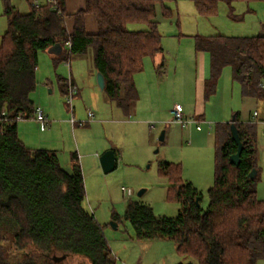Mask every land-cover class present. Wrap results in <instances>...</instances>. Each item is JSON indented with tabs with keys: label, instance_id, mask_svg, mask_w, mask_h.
<instances>
[{
	"label": "trees",
	"instance_id": "trees-1",
	"mask_svg": "<svg viewBox=\"0 0 264 264\" xmlns=\"http://www.w3.org/2000/svg\"><path fill=\"white\" fill-rule=\"evenodd\" d=\"M21 12L12 0H2L8 31L0 44V264H117L102 225L89 212L85 180L73 155V170L66 171L56 152L31 149L18 136L19 114L32 119L37 105V67L41 51L60 44L61 61L91 55L92 65L105 76L104 92L129 107L137 98L135 76L145 61L164 52L158 9L165 19L173 10L167 0H85L84 9L66 13L68 0H47L35 6L25 0ZM205 17L218 14L222 1L191 0ZM95 18L98 31L89 34L86 17ZM67 19H73L70 32ZM132 24L146 29L131 30ZM196 52L209 55L211 77L206 99L216 92V81L226 67L233 79L252 88L264 100V35L250 37L194 36ZM70 44V46H68ZM62 93L68 95V83ZM5 111V116H2ZM243 151L239 166L230 163L237 152L230 124L214 127V185L206 209L196 199L202 195L183 177L180 163H159V174L170 184L168 197L180 204L177 217H158L152 208L129 202L123 219L138 241L168 240L188 264H259L264 260V201L257 195L258 131L253 121L243 124L235 116ZM256 171V175L250 174ZM120 222L119 216H113ZM184 264V263H178Z\"/></svg>",
	"mask_w": 264,
	"mask_h": 264
},
{
	"label": "rangeland",
	"instance_id": "rangeland-1",
	"mask_svg": "<svg viewBox=\"0 0 264 264\" xmlns=\"http://www.w3.org/2000/svg\"><path fill=\"white\" fill-rule=\"evenodd\" d=\"M12 3L22 12H27L29 9L25 0H12ZM237 4L234 14L242 15V22H236L229 18V4L225 1L220 3L218 14L212 17L200 15L191 0H167L166 6L173 10L171 19L163 18L160 14V9H158L157 20L160 23V31L163 35L162 45L166 53H169V57L167 58H170L171 70L169 74L161 72L162 75L159 76L155 71V67H153L152 59H146L144 71L135 76L139 92L138 106L140 109L137 115L135 114L130 118V121L134 125L129 127L125 124L121 125L120 128L107 124H100L96 127L90 126L95 118L91 119L87 117V113L90 110H93L97 114L100 111H104L105 113L104 108L107 97L99 87L92 90L88 85L89 80L86 78L87 76L76 75V68L73 66V73L80 88V95L74 96L73 105L76 109L78 108V104L84 110L87 109L85 110L87 111L85 118L82 119L77 114L75 120H73L77 124V130L80 129L78 131L79 134H76V139L82 142L84 147L92 151L96 148L102 150L106 142L114 141L122 146L125 154L123 159L119 161L116 170L109 174H104L100 164V157H97V161H93V159L88 160L85 174L83 167H81L86 188L84 207L94 214L97 221L102 225L110 248L117 259V264L167 263L164 262L165 256L168 255L166 246L157 247L159 246L158 244H166L164 243L166 241L162 243H155L160 241H138L135 238L131 224L123 219L129 202H139L149 206L158 217L174 218L178 216L180 204L169 199L168 190L170 184L166 177L159 174V163L164 161L174 163L181 160L184 161L186 166V171L183 173L184 180L187 177L196 176L197 180L200 179L195 185L202 195L200 206L202 209L208 207V191L214 185V127L216 123L211 120V117H209L210 121L205 120L203 122L195 119L194 128L197 123H200L201 128L204 130V135H200L202 140L193 142L192 146H188L187 144L191 143L192 140L189 127L185 129L178 123H173L172 117L169 116L168 112L172 111L176 106L175 103H181L186 111L192 110L193 105L197 102V82L204 75H206V78L208 77V80L211 77L209 55L207 53H195L192 47L195 39L194 37H189V35H196V33L201 36L205 35L203 37L217 34L238 36L261 33L264 35V30L262 31L259 28L257 30L253 29L256 19L260 18L264 20V2H237ZM250 10H256V16L253 13L251 14ZM178 21L180 22L181 31L177 26ZM129 28L131 30H141L147 27L145 25L132 24ZM7 31L8 20L4 16V6L2 0H0V44ZM179 33H183L186 36L182 37L181 57L178 60L179 73L173 87L172 69L177 59V41L175 39L178 38ZM50 59L51 54L49 51H41L39 53V66L42 68V71L38 74L40 85L37 87L33 99L35 100L36 95L41 92L43 99L51 104L58 101L67 103L61 92L57 90V87L55 88V94H50L49 88L43 87L42 78L46 74L48 66L50 68ZM214 84H216V92L218 91V94L215 95L216 92L213 93L206 102L209 113L216 109L219 110V108L223 111L224 108L226 111L232 109L240 112L242 120L245 121H249L250 116L254 112L259 114V120L253 121L257 124L258 131L257 165L260 170V177L257 184V195L260 200L264 199V152L259 150L260 141L264 139L260 123V120L264 118V100L257 98L252 93L251 87L244 86L233 79L230 67H226L222 71ZM149 87L150 90L148 92ZM35 103L37 108L41 106L37 101ZM151 104L155 107L156 115L154 116V113L148 115L150 112L145 109L149 108ZM114 110L117 112L116 115L118 113L123 115L121 109L116 107ZM68 113L70 120H72L70 111ZM159 115L160 117H158ZM233 117L234 114L229 115V120L233 119ZM159 118L165 119L161 121ZM142 121H145L146 124H143ZM168 122L171 126L174 125V127L178 128L180 130L178 132L185 134L182 139L178 133L171 142L159 140L162 132L170 128V125L166 124ZM208 123L212 124L213 130H209ZM151 124L156 125L154 129H150ZM120 130H122L121 133L119 132ZM151 134L153 135L151 136ZM150 142H153L155 147L152 150L149 149L148 159L150 160L145 162L143 159L145 157L144 148L146 149V146ZM60 149L63 151L62 147ZM190 150H193L195 154L187 157ZM102 153L104 154L105 152ZM61 161L62 167L66 171L72 172V166H67L70 160L68 162L62 156ZM79 164L82 166L80 158ZM194 168L198 170L197 173H194ZM128 190H131L132 194L127 195L125 191ZM141 190H146V192L140 196L139 192ZM113 216H119L120 222H114ZM175 256L176 260L174 262H171L170 255L167 256L169 263L188 264L190 261H193L188 257L180 256L177 252H175ZM81 262L79 259L74 260L70 258L63 264H81ZM259 264H264V260L260 261Z\"/></svg>",
	"mask_w": 264,
	"mask_h": 264
},
{
	"label": "crops",
	"instance_id": "crops-1",
	"mask_svg": "<svg viewBox=\"0 0 264 264\" xmlns=\"http://www.w3.org/2000/svg\"><path fill=\"white\" fill-rule=\"evenodd\" d=\"M33 1H34V4H37V6H40V5L45 4L47 2V0H33ZM228 4H229V9H230V13L228 15L229 18L232 19L233 21H236V22H238V21L242 22V19H241L242 15H235L234 14V12L236 11V5H238L237 2L236 3H228ZM84 7H85V0H68L67 4H66V13L67 14H73L80 9H84ZM250 11L249 12L251 14L253 13L256 16V10L255 11L250 10ZM73 25H74L73 19H67L66 26L70 32L73 29ZM254 25H255L253 28L254 30H257V28H259L262 31L264 30V20H262L260 18L256 19ZM177 26H178L179 30L181 31V28H180L181 26H180L179 21L177 22ZM86 27H87V31L89 34L93 35V34L97 33L98 26H97L96 20L93 16L88 15L86 17ZM197 35H199V34L196 33V35H189V37L193 38L194 36H197ZM219 35L220 34L207 35V36L210 37V36H219ZM258 35H262V34L261 33H258L256 35L244 34V35L229 36V37H250V36H258ZM184 36H186V35H184L183 33H179L178 38L175 39V41H177V45H176V53H177L176 58L177 59H176V63L173 66V69H172L173 70V81H172L173 87L176 83V78H177L178 73H179L178 60L181 57L180 54H181L182 37H184ZM202 36H205V35H202ZM192 47H193V51L195 53H198V52H196V49H195V40L192 44ZM200 53H204V52H200ZM59 56L60 55L51 54L50 68L48 66V69L46 70V74H44L43 78H42L43 84H44L43 87L49 88L50 94H55V88L57 87L58 88L57 90H59L61 92V95L63 96V98L66 99L62 93V86H61L62 81L61 80L68 83L69 80L71 79L73 84L78 88L77 96L80 95V88H79L78 82L75 79V76L73 73V66L76 68V75L87 76L86 78L89 80L88 85L92 90H95L96 87H99L97 84V73L98 72L94 69V67L92 65V58H91L90 54H88L86 56L85 55H76V56L71 57V59L69 60V62H70L69 66L67 65L68 61H61ZM167 57H169V53H166L165 48H164V52L162 54L156 56L154 59L152 58L153 67H155V71L157 72V74L159 76L162 75L161 72H164L165 74L170 73L171 61H170V58L168 59ZM208 59H209V57H208ZM209 65H210V59H209ZM145 67L146 66H144V69H145ZM41 71H42V68L39 66V57H38V67H37L38 86L40 85V82L38 79V74H40ZM65 71H66V74L64 75ZM182 72H181V74H182ZM207 80H208V77L206 78V75H204V77H202V79L197 82V84H198L197 89H196L197 102H196V104L193 105V109L190 111H186L184 108V111H186V116L188 118L193 117L196 120H199V122H203L205 120L210 121L209 117H211L212 118L211 120L214 121L216 123V125L217 124L231 123L232 119L229 120V115H233V114H234V117L236 116V114H238V118H239L240 122L243 124H246V123H249V122L255 120L254 113H256V112H254L253 115L250 116L249 121L242 120V114L238 111H237L238 112L237 113L236 111H234L232 109H228L226 111L224 108V111H223L221 108H219V110L216 109L215 111H212L211 113H209L207 110V106H206V104H207L206 102L209 100V99L208 100L206 99V82H207ZM135 85H136V90H137V98L133 103H131V105L129 107H126L125 105L120 104L119 102L111 100L106 95L104 90H101L107 97L106 103H105V108H104L105 113H104V111L103 112L100 111L101 113L98 112V114H97V113L93 112V110H90L87 113V117H90L89 115L93 114V117H90V118L91 119L95 118L90 126L96 127V126H99L100 124H107V125L112 126V127H119L120 128L121 125H124V124L127 125L128 127L131 125H134L133 122L130 121V118L135 114L137 115L138 111L140 109V107L138 106L139 92H138L136 80H135ZM149 90H150V87L148 89V92H149ZM217 94H218V91L215 93V95H217ZM210 100H211V98H210ZM35 101H37L41 105L39 107L43 110L45 116L47 117L48 125L45 129H42L40 126H38L36 121H34L33 119L20 120L18 122V136H19L20 140L27 147H29L31 149H47V150L54 151L57 153L60 162H62L61 161L62 156L66 159V161L69 162V160H70V163H67L68 164L67 166H72V168L74 165L73 155L77 154L78 155V162H79V158L82 162L81 167H83L84 174L86 173V166L88 164L89 159H91V160L93 159V161H97V157H101L103 154L102 152H106L108 150H114L116 153V156H117L116 168L118 167L119 161L122 160L124 155H125L122 146L118 145L114 141H110V142H106L104 149L101 150V149L96 148L94 151H92V150H89V148L84 147L83 143L79 142L76 139V134L78 133V131L80 129L77 130L78 129L76 127L77 124H76V122H73V120H75V116L77 114L80 115V118H82V119L85 118L86 112H87L85 110H87V109L84 110V108L78 104L77 109L73 105V112H72L67 103H62L61 101H58L56 103L51 104L50 102L44 100L41 92H39V94L36 95ZM175 105L183 106L181 103H175ZM116 107L123 111V115H120L119 113L116 115L117 112H116V110H114V108L116 109ZM145 109L149 110L150 113L148 115H150L151 113H154L153 116L156 115L155 107L153 106V104H151V106L149 108H145ZM69 111L72 115V120H70L69 113H68ZM171 112L172 111L168 112L170 117H172ZM258 115L259 114L257 113L256 120H259ZM97 117H99V119H97ZM158 117H160V115ZM164 119L165 118H162V119L159 118V120H161V121H163ZM161 121H159V122H161ZM172 122H171V124H173ZM142 123L146 124L145 121H142ZM260 123L262 125L261 128L263 129L262 132L264 133V118L260 120ZM166 124L170 125L169 122ZM209 124L210 123H208V125ZM197 125H200V123L196 124L195 128H194V124L188 126L190 129L189 130L190 131V137L192 138L191 143L187 144L188 146H192L193 142L202 140L200 135H204L203 134L204 130L203 129L198 130ZM210 125L212 126V124H210ZM150 129H154V128H152L150 125ZM209 130H213V126L211 129L209 128ZM178 131H180V130H178V128L174 127V125H172V126L170 125V128H167L165 131L164 140H168V142L169 141L171 142L174 140V138L176 137V135L178 133L180 134V138L182 139L185 134L183 132H178ZM119 132L121 133L122 130H120ZM152 135L153 134H151V136ZM153 144H154L153 142L152 143L150 142V144L148 146H146V149L144 148V156L145 157L143 159L145 160V162H147V160H150V159H148L149 149L152 150V148L155 147V144L154 145ZM260 144L261 145L259 147V150L264 152V139H261ZM61 147L63 148V151H62V149H60ZM192 154H195V152L193 150H190L188 152L187 157L189 155H192ZM164 162H166V161H164ZM171 163H174V162H171ZM176 163H180L182 165L183 173H185L186 166L184 164V161L181 160L180 162H176ZM81 170H82V168H81ZM197 172H198V170L196 168H194V173H197ZM187 178L185 179V181L192 183L194 186L197 184L198 181H200V179L197 180V176L196 177H187ZM145 192H146V190H145ZM261 200L264 201V199H261ZM163 241H166V242H164L166 244H158L159 246H157V247H161L162 245L166 246L167 254L171 256V262H174L176 260L175 252H177L175 244L172 241H168V240H162L160 242H155V243H162ZM151 245H155V244H151ZM173 253H174V255H173ZM168 255L165 256L164 262L165 263L167 262L166 264H171L168 261V257H167ZM151 264H154V263L152 262Z\"/></svg>",
	"mask_w": 264,
	"mask_h": 264
},
{
	"label": "water",
	"instance_id": "water-1",
	"mask_svg": "<svg viewBox=\"0 0 264 264\" xmlns=\"http://www.w3.org/2000/svg\"><path fill=\"white\" fill-rule=\"evenodd\" d=\"M48 51L50 54L60 55L62 53V47L60 44H56V45L52 46ZM97 84L101 90H104L106 87L105 76L101 72L97 73ZM230 129H231L232 138L237 145V152L230 157V163L232 165L239 166L240 162H241V154L243 151V144L241 142L239 132H238V129H237L236 124H235V117H233V119H232V122L230 124ZM164 137H165V132H162L159 140L163 141ZM100 163H101V167H102L104 174H109V173L113 172L116 169V165H117V156H116L115 151L109 150V151L105 152L100 157ZM255 175H256V171H253L250 174L251 177H254ZM144 192H145V190H141L139 192V195L140 196L143 195ZM199 200H200V198L196 199V203L198 206H200Z\"/></svg>",
	"mask_w": 264,
	"mask_h": 264
},
{
	"label": "built area",
	"instance_id": "built-area-1",
	"mask_svg": "<svg viewBox=\"0 0 264 264\" xmlns=\"http://www.w3.org/2000/svg\"><path fill=\"white\" fill-rule=\"evenodd\" d=\"M35 6H37V4H35ZM68 46H70V44H68ZM69 64H70V62L68 61L67 65L69 66ZM68 86H69V91H68V95L66 97V102L69 105L71 111L73 112V106H72L73 104L72 103H73L74 96H76L77 93H78V88L73 84L71 79L68 82ZM2 116H5V111H2ZM89 116L93 117V114H90ZM254 118L256 120L257 112L254 113ZM17 119L19 121L20 120H26L25 116L22 113L18 115ZM32 119L34 121H36L38 126H40L42 129H45L47 127V125H48V123H47L48 119H47V117L45 116L43 110L40 107L36 108L35 114L32 117ZM172 119H173L172 120L173 123H178L180 126H182V128H186V127L196 123L195 118H193V117L188 118L186 116L184 108L181 105H176L173 108V110H172ZM155 126H156L155 124H151L152 128H155ZM209 128L210 129L212 128V126L210 124H209ZM197 129L201 130L202 128H201L200 125H197ZM125 193L127 195H130V194H132V191L128 190V191H125Z\"/></svg>",
	"mask_w": 264,
	"mask_h": 264
}]
</instances>
